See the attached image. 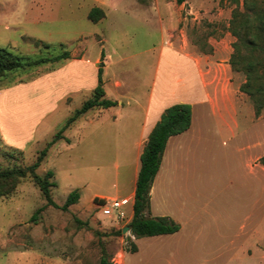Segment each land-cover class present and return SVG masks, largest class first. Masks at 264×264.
I'll list each match as a JSON object with an SVG mask.
<instances>
[{
	"label": "rangeland",
	"instance_id": "374dc122",
	"mask_svg": "<svg viewBox=\"0 0 264 264\" xmlns=\"http://www.w3.org/2000/svg\"><path fill=\"white\" fill-rule=\"evenodd\" d=\"M95 6L105 11L98 22L88 16ZM234 7L230 0H0V46L31 58L63 50L73 57L100 58L99 63H105L106 95L122 99L126 107L128 96L148 95L161 62L160 74L167 77L168 89L173 87L177 69L172 67L168 44L231 56L235 38L229 25ZM35 39L50 48L36 45ZM68 60L1 76L0 90L33 81ZM245 78L235 71L240 85ZM92 91L68 98L36 134L10 138L0 130V168L33 163ZM239 98L243 136L233 147L202 148L196 171L203 182L202 215L210 222L228 220L232 225H199L195 253L180 262L172 261L167 251L161 254L154 249L160 240L138 237L141 250L129 253L126 264H264V109L257 116L252 99L241 90ZM105 111L102 115L109 116ZM101 113V108H93L80 116L63 132L71 142L57 141L37 169L41 175L49 169L55 172L52 197L58 204L75 189L80 192L77 203L68 210L46 205L31 176L23 178L12 195L0 198V264H20L23 250L29 256L55 255L66 264H98L100 241L112 260L121 264L130 231L115 232L130 221L133 201L122 200L126 187L116 186L117 163L122 172L124 152L115 148L113 123L96 117ZM97 193L122 200L126 218L105 216L95 200ZM77 219L88 226L78 227L82 224Z\"/></svg>",
	"mask_w": 264,
	"mask_h": 264
},
{
	"label": "crops",
	"instance_id": "0c3cea01",
	"mask_svg": "<svg viewBox=\"0 0 264 264\" xmlns=\"http://www.w3.org/2000/svg\"><path fill=\"white\" fill-rule=\"evenodd\" d=\"M168 51L175 62L172 67L177 69L173 87L168 89L167 77L160 74L161 62L147 96H128L126 107L122 99L116 98L119 101L117 106L101 108V115L96 117L104 120L103 123L108 118L114 125L112 139L115 148L124 152L122 172L121 165L117 163L116 186L119 188L122 184L126 187V191H122V200H132L134 203L141 154L149 134L168 106L175 103L192 105L191 126L169 138L151 187V214L170 216L181 225L177 232L150 236L154 237L151 240L161 241V244H154V249H159L161 254L167 251L172 261L180 262L195 253L193 247L196 246L199 225H232V221L228 220L220 224L210 222L201 213L203 182L196 172L201 149L211 150L218 144L233 147L232 144L239 141L244 133L240 125L241 85L235 80L230 55L197 53L169 44ZM99 62L100 58L92 61L72 56L57 70L33 81L0 90L1 132L10 138L36 134L42 124L62 104L67 103L68 98L96 87L98 69L103 61ZM106 109L109 116L102 115ZM95 198L108 197L97 193ZM132 215L133 205L130 219ZM129 231L128 236L138 247L135 253H139V240ZM21 253L23 260H19L20 264H66L55 255L37 253L29 256L26 250ZM129 253L122 249L121 264H126Z\"/></svg>",
	"mask_w": 264,
	"mask_h": 264
},
{
	"label": "trees",
	"instance_id": "16d2710c",
	"mask_svg": "<svg viewBox=\"0 0 264 264\" xmlns=\"http://www.w3.org/2000/svg\"><path fill=\"white\" fill-rule=\"evenodd\" d=\"M185 0H177L183 3ZM235 7L232 10L229 31L235 40L232 43L233 52L229 62L234 71H241L245 74V81L241 84L240 90L246 93L253 101L255 114L259 116L264 109V0H230ZM89 18L98 22L105 17V11L99 6L93 7L89 12ZM33 42L38 46L50 48V44L40 39ZM105 57L104 52L102 53ZM72 57L70 51L63 50L58 54L43 55L37 58L26 57L18 54L13 49L0 46V77L9 75L16 71L32 69L34 67L51 63H61ZM102 62L98 69V83L92 91V95L86 99L82 106L68 117L60 129L42 148L36 160L28 165H15L12 167L0 168V198L12 195L23 178L31 176L39 186L46 205H51L63 210H68L72 204L80 199L78 189L72 190L66 201L60 205L52 197V187L56 181L52 180L55 172L52 169L41 175L37 169L47 157L50 148L59 140L71 142V139L63 134L83 114L93 108H110L117 106V99L109 98L106 95L103 79ZM193 107L190 103H175L168 106L161 114L160 119L149 134L146 145L141 154V166L136 183L135 199L133 203V215L128 222L131 233L135 237L155 236L160 234L174 233L180 230L181 225L172 217L153 216L150 211L151 187L157 175L165 148L169 138L188 130L192 123ZM16 151V150H15ZM20 153L23 151L18 150ZM17 151V152H18ZM100 201V198H95ZM43 207L38 208L32 216L36 220ZM78 222L88 226L86 222ZM123 228L117 230V235L122 234ZM128 245L124 246L126 251L136 252L137 244L127 236ZM101 256L98 264H116L108 253L105 244L100 241Z\"/></svg>",
	"mask_w": 264,
	"mask_h": 264
},
{
	"label": "built area",
	"instance_id": "2783aa9c",
	"mask_svg": "<svg viewBox=\"0 0 264 264\" xmlns=\"http://www.w3.org/2000/svg\"><path fill=\"white\" fill-rule=\"evenodd\" d=\"M99 208L105 216H114L117 220L126 218V212L122 209L123 201L119 198H101L98 201Z\"/></svg>",
	"mask_w": 264,
	"mask_h": 264
},
{
	"label": "water",
	"instance_id": "95a60500",
	"mask_svg": "<svg viewBox=\"0 0 264 264\" xmlns=\"http://www.w3.org/2000/svg\"><path fill=\"white\" fill-rule=\"evenodd\" d=\"M128 230H131L130 226H128V225L123 228V232H127Z\"/></svg>",
	"mask_w": 264,
	"mask_h": 264
}]
</instances>
